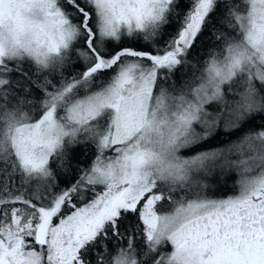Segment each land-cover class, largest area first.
Here are the masks:
<instances>
[{"label":"snow or ice","instance_id":"snow-or-ice-1","mask_svg":"<svg viewBox=\"0 0 264 264\" xmlns=\"http://www.w3.org/2000/svg\"><path fill=\"white\" fill-rule=\"evenodd\" d=\"M0 264H264V0H0Z\"/></svg>","mask_w":264,"mask_h":264},{"label":"trees","instance_id":"trees-1","mask_svg":"<svg viewBox=\"0 0 264 264\" xmlns=\"http://www.w3.org/2000/svg\"><path fill=\"white\" fill-rule=\"evenodd\" d=\"M257 123H259V122H257ZM74 150H75V151H78V149H74ZM80 158H81V160H82L83 162L87 163V162H90L91 156H89L88 161H85L83 156H81ZM228 191H229V193H230V191H231V185H229V187H228Z\"/></svg>","mask_w":264,"mask_h":264}]
</instances>
